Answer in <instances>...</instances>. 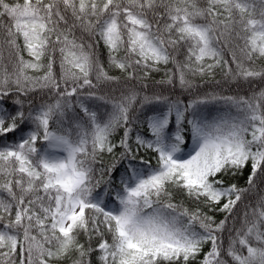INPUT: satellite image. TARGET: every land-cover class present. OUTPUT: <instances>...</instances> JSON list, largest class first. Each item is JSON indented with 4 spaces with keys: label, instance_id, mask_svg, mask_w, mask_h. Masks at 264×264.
<instances>
[{
    "label": "snow or ice",
    "instance_id": "obj_1",
    "mask_svg": "<svg viewBox=\"0 0 264 264\" xmlns=\"http://www.w3.org/2000/svg\"><path fill=\"white\" fill-rule=\"evenodd\" d=\"M0 264H264V0H0Z\"/></svg>",
    "mask_w": 264,
    "mask_h": 264
},
{
    "label": "trees",
    "instance_id": "obj_2",
    "mask_svg": "<svg viewBox=\"0 0 264 264\" xmlns=\"http://www.w3.org/2000/svg\"><path fill=\"white\" fill-rule=\"evenodd\" d=\"M217 79H220V76H219V75L217 76ZM246 178H247V170L245 171L244 176L240 177V178L237 180V183L240 184L241 186H243L244 183H245V181H246ZM219 218H220V217L218 216V219H219Z\"/></svg>",
    "mask_w": 264,
    "mask_h": 264
}]
</instances>
